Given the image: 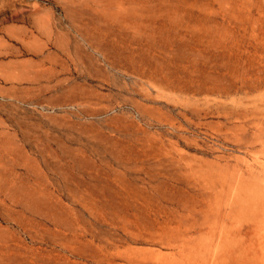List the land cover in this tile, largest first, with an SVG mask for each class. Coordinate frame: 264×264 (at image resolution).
I'll return each mask as SVG.
<instances>
[{
  "label": "rangeland",
  "instance_id": "1",
  "mask_svg": "<svg viewBox=\"0 0 264 264\" xmlns=\"http://www.w3.org/2000/svg\"><path fill=\"white\" fill-rule=\"evenodd\" d=\"M0 264H264V0H0Z\"/></svg>",
  "mask_w": 264,
  "mask_h": 264
},
{
  "label": "bare ground",
  "instance_id": "2",
  "mask_svg": "<svg viewBox=\"0 0 264 264\" xmlns=\"http://www.w3.org/2000/svg\"><path fill=\"white\" fill-rule=\"evenodd\" d=\"M21 31H23V29L22 28H19Z\"/></svg>",
  "mask_w": 264,
  "mask_h": 264
}]
</instances>
